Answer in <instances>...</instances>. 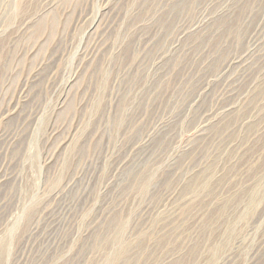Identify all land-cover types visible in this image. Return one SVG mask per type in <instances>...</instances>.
I'll return each mask as SVG.
<instances>
[{
    "label": "rangeland",
    "instance_id": "1",
    "mask_svg": "<svg viewBox=\"0 0 264 264\" xmlns=\"http://www.w3.org/2000/svg\"><path fill=\"white\" fill-rule=\"evenodd\" d=\"M119 237L264 264V0H0V264Z\"/></svg>",
    "mask_w": 264,
    "mask_h": 264
},
{
    "label": "bare ground",
    "instance_id": "2",
    "mask_svg": "<svg viewBox=\"0 0 264 264\" xmlns=\"http://www.w3.org/2000/svg\"><path fill=\"white\" fill-rule=\"evenodd\" d=\"M45 23H46V20H41L39 22V28H42L45 25ZM125 226H126L125 223H121L120 224V227H119L120 233H122L124 231ZM116 243H117V246H120V247H119V249L115 253H112L111 255H109V257L107 259L108 264L115 263L117 260H119L120 258L124 257L125 254H126L127 246L122 243V239L120 237L117 238ZM112 248H114V246ZM173 264H177V262H175Z\"/></svg>",
    "mask_w": 264,
    "mask_h": 264
}]
</instances>
